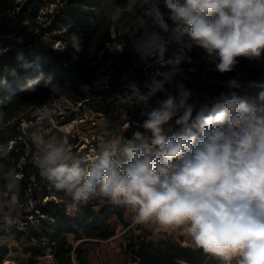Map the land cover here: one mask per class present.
I'll return each instance as SVG.
<instances>
[{"label": "clouds", "instance_id": "9594fccd", "mask_svg": "<svg viewBox=\"0 0 264 264\" xmlns=\"http://www.w3.org/2000/svg\"><path fill=\"white\" fill-rule=\"evenodd\" d=\"M139 2L147 5L144 14L155 25L133 42L142 59L158 54L157 63H172L164 60L161 32H171L177 42L187 36V46L204 50L220 73L232 71L238 58L264 55V0H162L175 28L167 23L161 0ZM136 3L108 15L115 22ZM71 45L80 50L76 34ZM38 83L39 78L32 80L29 87L35 90ZM43 86L61 91L51 78ZM239 86L234 79L227 81L230 90ZM178 89L177 95L168 92L141 112V127L150 137L136 131L122 149L118 142L101 143L90 158L74 153L63 137H46L37 124L30 133L34 163L41 177L77 205L101 196L131 208L137 223L154 221L164 231L186 225L196 246L224 264L233 259L236 264H264V91L256 104L229 91L197 108L190 102L191 92L183 84ZM158 91H164L163 83L154 82L152 92ZM135 94L147 102L138 90ZM35 115L39 121L49 118L46 109L38 108ZM173 118L179 129L166 136L163 128ZM8 156L7 147L0 146V160ZM5 178L0 212L11 227L21 207L20 184L14 171Z\"/></svg>", "mask_w": 264, "mask_h": 264}, {"label": "trees", "instance_id": "16d2710c", "mask_svg": "<svg viewBox=\"0 0 264 264\" xmlns=\"http://www.w3.org/2000/svg\"><path fill=\"white\" fill-rule=\"evenodd\" d=\"M16 1L0 0V46L5 41L6 45L13 43L11 35L14 36L18 30L26 32L32 29L35 34L24 46L0 54V78L8 83L6 87L0 82V146H6L9 151L8 158L0 160V194L7 191L6 174L14 171L16 175H20L18 180L21 201L19 211L14 214L15 223L11 227L3 223V213L0 212V236L6 239L14 238L21 245L26 243L28 246L22 251L29 255V264H36L46 252L57 264H89L83 244H75L79 241H106L112 238V218L128 227L129 224L124 218L126 207L108 200L107 206L103 205L99 210L94 209V204H88L80 207L74 216L68 214L67 206L74 203L72 197L57 190L52 183L41 177L38 170L27 171L28 167L36 169L30 162V159L35 158L36 148L30 138L24 140L19 125L27 114L42 107L50 96L74 103L84 99L81 88L92 85L98 70L99 55L101 53L104 59L107 58L108 44L118 42L124 49V53L109 62L108 71L117 73V76L131 70L136 71L135 59L139 54L130 47V41L138 39L141 30L130 29L126 35L112 36L113 20L108 13L124 9L129 0ZM146 7L147 5H144V8ZM160 8L167 23H173L167 19L168 10L164 8L162 0ZM44 10L45 13L40 16V12ZM38 19H42L41 22H38ZM147 21L148 29H153L155 25L151 18L147 17ZM73 34L81 40L78 52L71 45ZM45 36L49 37L51 42H63L64 50H46L40 53V59L35 61L32 56L35 42L32 41ZM190 49L187 54L190 60H183L174 67L173 80L178 81L179 85L183 84L185 89L191 92L190 102H195L197 108L206 99L213 100L222 92L233 91L245 99L249 87L260 84L264 89V55L251 60L238 58V63L232 71L220 73L216 71L215 63L204 50L195 45ZM153 56L152 59L155 60L156 57ZM24 63L27 67H24ZM10 73L13 75L10 76ZM37 78L39 83L33 90L29 84ZM49 78L53 84H58L61 91L52 92L50 88L43 86ZM232 79L240 86L230 90L227 81ZM18 81L23 82L17 84ZM26 111L29 112L24 113ZM175 119L173 118V121ZM129 125L130 129L134 128L131 122ZM177 129L179 126L175 124L170 132L173 133ZM123 137V142L131 139L125 132ZM68 143L70 145L71 140H68ZM77 154L84 156L85 150ZM21 160L24 162L19 168ZM48 190L59 193L62 198L51 199L47 194ZM29 198L34 205L30 211H26ZM28 215L38 223L37 227L30 223ZM135 230L139 233L129 232L124 247L125 254L133 263L224 264L221 259L204 253L197 246H185L181 240L172 238L152 237L141 226H137ZM69 237H72V241ZM42 241L48 243L42 245ZM232 264H236L235 259Z\"/></svg>", "mask_w": 264, "mask_h": 264}, {"label": "rangeland", "instance_id": "374dc122", "mask_svg": "<svg viewBox=\"0 0 264 264\" xmlns=\"http://www.w3.org/2000/svg\"><path fill=\"white\" fill-rule=\"evenodd\" d=\"M17 0L16 2H19ZM135 3V0H129L128 5ZM132 12L124 11L120 17L113 22L112 36L116 37L119 35H126L130 29H138L140 36L149 28L147 16L144 14V6L140 5L139 0L133 6ZM123 9H119L120 11ZM45 10L40 12V16H43ZM42 19H38L41 22ZM25 25L27 22L24 23ZM176 26L171 23L170 28ZM155 28V26H154ZM35 32L32 29H28L26 32L20 30L12 36L13 43L6 45V41L0 46V54L9 50H16L17 48L24 46L29 42V39L34 36ZM164 37V60L172 61V63H166L161 65L157 63L159 59L158 54L155 55L156 59L153 60L154 56H150L147 59H142L140 55L135 59L136 71H129L117 76V73H113L107 70L109 62L114 60L117 55L124 53L117 50L122 47V44L114 42L108 44L107 58L104 59L100 53L97 64L98 70L95 73V78L92 81L91 86H83L81 92L84 94V99L74 103L70 100L55 98L50 96L45 104L40 107L46 109L49 113V118L43 121H39V117L34 113L27 114L25 119L20 122V129L23 132L24 140L30 138V133L34 130L35 126H39V130L45 134V136L55 135L65 139L71 140V148L75 150V153L85 150V158L92 157L98 150V146L101 143H107L109 145L119 143L120 148H123V134L128 133L132 138V134L136 131H140L145 136H151V133L146 132L142 127V122L145 119L141 115L142 111L148 110L150 106H156L159 100L166 98V93L170 92L173 95L178 94L179 82L173 80L174 67L183 60L189 61L190 58L187 56L191 47H188L189 39L184 36L182 42H177L171 38L170 33H163ZM135 39L130 41V47L134 49L133 42ZM35 42L33 58L35 61L40 59V53L46 50L52 52H62L65 44L63 42H51L49 37L45 36L41 39H34ZM29 48V47H28ZM131 49V51H133ZM26 65V63H24ZM13 73H10L12 76ZM14 78H16L14 76ZM0 82L8 86V83L0 78ZM23 82L18 81L17 84ZM155 83H163L164 91H158L153 93L152 88ZM263 85L258 84L257 86H251L246 90V97L250 104L258 103V94L264 91ZM9 88V87H8ZM135 90H138L139 95L148 97L146 103L138 101V95L135 94ZM26 111L24 113H27ZM29 120V121H28ZM134 126L133 129H130ZM175 121H170L164 126V135L170 136L173 133L170 130L175 126ZM178 131V129H177ZM176 132V131H175ZM31 140V139H30ZM10 147V144H9ZM28 154V152H27ZM122 157V152L120 153ZM24 160H21L18 167L23 166ZM32 166H36L34 160L30 159ZM39 171L38 167L27 168V171ZM20 177V175H17ZM47 194L53 200H59L62 196L59 193H54L48 190ZM40 195L38 194V197ZM109 199L101 196H95L91 198L86 204L77 205L75 202L72 205L67 206V212L71 216L77 212L80 207H84L88 204H94L95 210H99L101 206H107ZM29 206L26 211H30L34 203L29 198L27 201ZM18 218V217H17ZM30 223L37 227L38 223L31 219V215L27 216ZM129 221V220H128ZM116 225H119V230L116 231ZM122 225V224H121ZM117 222L115 218H112L111 231L114 232V236L109 240L103 242H97L94 240L79 241L75 245L83 244V249L87 254L89 264H135L131 262L129 256L124 252L126 245V239L129 232L136 233V226L128 228L123 231L122 226ZM72 241V237H69ZM47 241H42V245H46ZM28 245L24 243L21 245L16 242L14 238H3L0 236V264H29L27 262L29 255L23 253V248ZM46 255L41 257L36 264H51L49 259H46Z\"/></svg>", "mask_w": 264, "mask_h": 264}, {"label": "crops", "instance_id": "0c3cea01", "mask_svg": "<svg viewBox=\"0 0 264 264\" xmlns=\"http://www.w3.org/2000/svg\"><path fill=\"white\" fill-rule=\"evenodd\" d=\"M135 213L133 212V210L129 207L125 208V212H124V218L125 221L129 224L128 227H124L123 225H121L123 231L127 230L128 228H131L133 226H141L143 229L147 230L150 234V236L155 237L157 236L158 238H172L174 240H181L183 242V245L185 246H191V247H196V244L194 243L192 237L188 234L187 232V226L186 225H182V226H176L174 228L169 229L168 231H164L162 230L159 225L156 222H149V223H137L135 221ZM129 220V221H128ZM110 224L112 226V219L110 220ZM116 231H118L119 225H116ZM136 229V228H135ZM134 229V230H135ZM139 232L136 231V234H138ZM97 242H103V241H97ZM46 259H48L46 257ZM50 262V260L48 261ZM137 264V263H135Z\"/></svg>", "mask_w": 264, "mask_h": 264}, {"label": "built area", "instance_id": "2783aa9c", "mask_svg": "<svg viewBox=\"0 0 264 264\" xmlns=\"http://www.w3.org/2000/svg\"><path fill=\"white\" fill-rule=\"evenodd\" d=\"M46 257L50 260L51 264H57V263L54 262V260H53L51 255L48 254Z\"/></svg>", "mask_w": 264, "mask_h": 264}, {"label": "bare ground", "instance_id": "6f19581e", "mask_svg": "<svg viewBox=\"0 0 264 264\" xmlns=\"http://www.w3.org/2000/svg\"><path fill=\"white\" fill-rule=\"evenodd\" d=\"M147 96V95H146Z\"/></svg>", "mask_w": 264, "mask_h": 264}]
</instances>
